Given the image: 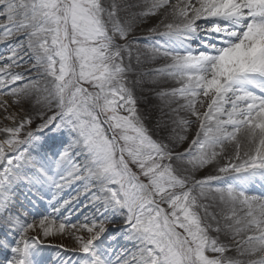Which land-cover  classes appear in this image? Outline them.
<instances>
[{
    "label": "snow or ice",
    "instance_id": "1",
    "mask_svg": "<svg viewBox=\"0 0 264 264\" xmlns=\"http://www.w3.org/2000/svg\"><path fill=\"white\" fill-rule=\"evenodd\" d=\"M169 4L0 0L6 53L0 54V109L8 111L9 97L17 106L52 112L39 113L35 130H28L30 115L17 122L15 114L6 117L14 126L0 128V264H73L46 257L52 247L46 239L62 210L70 215L80 203L94 214L79 225L86 235L75 237L74 264H264V193H249L253 185L264 188V0H178L175 22L149 29L157 33L153 58L170 60L154 71L180 84L159 95L183 98L172 111L187 109L199 121L183 152L176 149L187 135L173 128L168 142L154 139L138 112L126 75L132 27L120 17L129 8L155 16ZM24 55L34 61L26 72L35 76L13 71ZM205 102L201 113L196 104ZM194 122L173 120L182 132ZM45 130L66 131L70 139L52 151L37 134ZM226 143L234 144V154L224 155ZM218 157L226 162L199 179L179 175L173 165L186 161L194 173ZM24 189L33 210V196L49 197L51 211L40 213L38 225L18 200ZM69 189L75 195L65 198ZM117 214L134 250L113 259L95 242ZM37 227L42 236L31 234ZM66 228L77 225L63 217L56 231ZM221 232L239 238L234 249L219 242ZM233 250L236 255L227 254Z\"/></svg>",
    "mask_w": 264,
    "mask_h": 264
},
{
    "label": "bare ground",
    "instance_id": "2",
    "mask_svg": "<svg viewBox=\"0 0 264 264\" xmlns=\"http://www.w3.org/2000/svg\"><path fill=\"white\" fill-rule=\"evenodd\" d=\"M143 0H117V3H119L121 6L125 4H142ZM178 3V0H174L173 3L169 4V7L167 9H161L155 16L151 17H144L139 15H133V13H138L140 11H143L145 9L143 8H129L127 11L122 10L120 12V17L122 19V22H124L126 25H131L132 30L129 33V41L134 40L139 37H143L144 39L150 41L155 45V41L157 39V33L149 31L151 28L158 27V31H163L164 27L163 25L170 22H175L174 17L172 15V5H175ZM20 38L22 39V34L20 35ZM26 43V42H25ZM131 48V62H130V68L131 70L127 73L128 76L133 78L134 83L136 84V92L138 93V101L141 107V112L145 120L149 121L152 128L155 129L157 125H159V128L155 129V137H158L159 140H163L164 142H168V140L175 135L173 133L172 129L175 128L177 133L187 135V137L191 136V132L195 131L194 127L196 124H198L199 121H196V118L191 116L190 112L187 109H181L179 112H173L172 110L175 108H178L180 105L184 104L186 101L181 100L179 96L172 97V96H161L159 93L161 92H169L173 88H179L180 84L177 82L176 79H173V77H169L166 74H160L154 71L155 69L162 68L165 64L170 63L169 59L157 57L153 58V52L151 49H148L147 54L145 56L139 57L137 55L139 46L138 45H130ZM147 48V47H146ZM149 48V47H148ZM4 47L0 45V52L3 51ZM23 55V53H22ZM125 56V66L129 65L128 60V54L124 53ZM24 63L25 65L30 68L34 61L29 59L28 55H24ZM22 71V67L14 68L13 71ZM148 74L149 79L146 81L145 78ZM26 75L35 76L36 72L33 71L30 74L26 73ZM140 79H144L145 82L141 83ZM173 80V81H172ZM164 84H168L164 86ZM201 99H204L201 97ZM205 102L203 106H201L200 103L196 104V108H202L206 105ZM20 109H17L18 107H14L13 114H16L17 122L19 119L23 116V113L21 112H27V115L33 116L36 121L40 120L39 113L41 111L45 112V109H41L40 106H33L30 104H24L22 103V106H19ZM12 108V107H11ZM20 112V113H19ZM150 116V117H149ZM152 117V118H151ZM179 118L184 119H191L192 121H195L193 125L187 126V131L182 132L181 127L173 124V120H178ZM156 121V122H155ZM51 133V132H50ZM242 139V137H241ZM42 143H46L43 139L41 140ZM189 140L185 141L182 145H180L176 151H182L188 146ZM234 144L232 143H226L224 145V155H232L234 154ZM219 151V149H217ZM226 162L223 157H218L217 161L214 162L212 165H206L204 169H199L195 171L194 173L191 172V166L187 164L186 161H174V167L177 170V173L181 176L185 175H193L196 179L201 178L204 175L207 174H214L215 168L219 166L220 164ZM186 169L188 171H186ZM26 190V189H25ZM73 189L66 190L65 198H68L72 195ZM21 193V192H18ZM249 193L254 195H261L264 193V188L259 187L258 185H253L249 188ZM22 194V193H21ZM49 197H45L44 200L38 201L37 206L35 207V210L31 209V214L34 218V222L38 225L39 219L41 218L40 213L43 212L47 214L51 211L50 208L47 206V199ZM80 200L84 203H87L85 198L83 196L80 197ZM83 207V208H82ZM219 209L217 207H213L210 209V211H218ZM63 216L56 219V224L53 225V233L48 238L53 237L54 239L62 240L66 242L71 237V234L74 230H79V225L82 224L83 221H85V216L89 218V221L92 219L94 214V209L85 208L83 206V203L76 204L74 206V209L71 210V214L69 215L68 211H63ZM98 215V214H97ZM117 216H120L117 214ZM63 217H69V222L71 223L73 220H76L74 224L77 225L76 229H69L66 228L65 232L63 234H60L56 231V227L61 222ZM221 226H223V221H221ZM37 233L38 235L42 236V232L37 227ZM36 233V234H37ZM121 237L118 240H115L114 242H111L113 244V247L111 250H109V253L111 254L112 258L116 256V254H120L122 252L132 251L134 250V246L132 243L127 241L125 239V230L122 229ZM211 236H216L217 233L211 232ZM239 239V238H236ZM236 239H233L230 234H225L224 232H221L219 234V242L223 244L231 245L234 249ZM120 244L118 247L117 244ZM105 248H100L102 252L106 251ZM228 255H236L235 251H231L227 253ZM244 259H247L246 257Z\"/></svg>",
    "mask_w": 264,
    "mask_h": 264
},
{
    "label": "rangeland",
    "instance_id": "3",
    "mask_svg": "<svg viewBox=\"0 0 264 264\" xmlns=\"http://www.w3.org/2000/svg\"><path fill=\"white\" fill-rule=\"evenodd\" d=\"M173 1L174 0H170V3H173ZM128 41H129V39H128ZM119 43H125V41L121 40V41H119ZM129 43H130V45H138L139 46V50H138V53H137V55L139 57L145 56L147 54L148 49H152V47L154 46L153 43H151L150 41L144 39L143 37H139V38H136L134 40H130ZM0 54H6L5 53V49H3V51H1ZM21 67H22V71L21 72H26V70L29 69L25 65V63H22ZM16 72H20V70H18ZM144 75H147V77L145 78V80L147 81L149 79V77H150V76H148L149 73L148 74L144 73ZM145 80L144 79H140L138 81L143 83V82H145ZM166 85H168V84H164V86H166ZM127 87L130 88L133 91L134 96L137 99L138 112H139L140 116L143 118L145 124L151 130L153 138L159 140L158 137H155V129L159 128V125H157L155 127V129H154V128H152L153 126L151 125V123L149 121H147L148 119L147 120L144 119V117L142 115V112H141L142 110H141V107H140V104H139V101H138V97H137L138 93L136 92V84L134 83L133 78L128 76V75H127ZM5 99H8L9 109H8L7 112H5L3 109H0V128L14 126L13 120L6 119V117H8L10 115H13V110H11V109H14V107L15 108L18 107L17 109H20L19 106H17V105L12 103L14 98L6 97ZM180 99L184 100L183 98H180ZM52 109H53V111H56V108H55L54 104L52 106ZM206 110H207V104L204 107L200 108V109L198 108V111H200L201 113H203ZM21 113H23V116L27 115L26 111L25 112L23 111ZM44 113L46 115H51L52 114V112L47 111V109H45ZM32 119H33V123H32V125L30 126V128L28 130H35L37 125L42 123L41 119L36 121V119H34L33 116H32ZM194 123H192L190 125H193ZM194 129H195V131L191 132V136L188 137L189 143L196 136V133H197V131L199 129V122H198V124H196ZM37 134L41 136V138L46 142L45 143L46 146H48L52 151L58 150L61 147V142L67 143L68 140L70 139L66 131L62 135L60 133H53V132L50 133L48 130H45L43 133H37ZM3 138H4L3 134H0V139H3ZM183 151L184 150H182L181 152H183ZM173 165H174V163H173ZM132 167H133V171H137L135 166H132ZM34 191L35 190H33V192ZM25 194L31 196V194L27 192V189L26 190L24 189L22 194L21 193H17V197H18V200L23 201L25 207L29 209V220L30 221H34V218H33L32 214H31L32 206L29 204V201L25 199ZM72 195H75V190L74 189L72 191ZM32 198L36 200V206H37L38 201H39V197L38 196H33ZM110 220H111V222H108V223L105 224L106 232L101 235V238H100L99 241L95 242V243L99 244L100 248H105L104 250H106L108 253H109V250H111V248L113 247V244H111V242H114L115 240H118L121 237V233L120 232L122 231V229L125 230L124 219H123L122 216H117V215L116 216H111ZM75 222H76V220H73L71 223L74 224ZM85 222L86 221H83L82 224L85 223ZM36 233H37V230L35 232H32L31 234L32 235H38V233L37 234ZM0 235H2V234H0ZM81 235H86V232L84 230H82V229H79L78 231L74 230L73 233L71 234V237L68 240H66V242H64L62 240L54 239L53 237L47 238L46 239V243L51 244L52 247L46 248L45 256L49 257V258H52V259H57L58 258V259H63V260H71L73 262V264H74V262L77 259V257L71 252V249L73 247H75L76 244H77V241H76L75 237L76 236H81ZM119 245L120 244L118 243L116 247H118ZM111 254H109V255H111ZM3 258H4L3 251L0 250V261H3ZM113 259H115V257H113Z\"/></svg>",
    "mask_w": 264,
    "mask_h": 264
}]
</instances>
